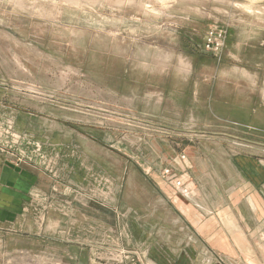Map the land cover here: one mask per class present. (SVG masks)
<instances>
[{"label": "rangeland", "instance_id": "rangeland-1", "mask_svg": "<svg viewBox=\"0 0 264 264\" xmlns=\"http://www.w3.org/2000/svg\"><path fill=\"white\" fill-rule=\"evenodd\" d=\"M212 26L227 30L220 54L202 47ZM229 79L242 94L256 81L264 114V0H0V154L17 171L31 165L45 173L54 164L36 167L33 152L48 155L25 113L37 125L49 120L54 144L63 141L60 129L99 128L109 175L144 134L153 146L157 137L184 141L192 127L208 131L213 145L264 150V134L252 125L205 120L204 101L195 108L202 120L189 124L195 84L206 96L215 81L224 96L234 91ZM108 174L68 193L56 183L32 194L11 184V198L1 177L0 264H126L124 216L121 224L91 201L108 192L109 181H100Z\"/></svg>", "mask_w": 264, "mask_h": 264}, {"label": "crops", "instance_id": "crops-1", "mask_svg": "<svg viewBox=\"0 0 264 264\" xmlns=\"http://www.w3.org/2000/svg\"><path fill=\"white\" fill-rule=\"evenodd\" d=\"M202 47L207 52L204 41ZM246 76L255 79L254 75ZM228 83L230 87L234 85V91L224 96L219 94L215 81L208 84L210 92L206 96H201V84H195L189 92L192 107L187 118L189 124L197 125L202 120L195 108L204 101L205 120L248 123L263 135V100L261 94H256L257 82H249L244 94L232 79ZM242 97L250 101L241 100ZM23 116L29 121L31 135L43 144L48 155L33 152L36 167L44 169L41 161L51 160L54 164L46 166L49 169L45 173L32 170L31 165L17 171L0 154L5 197L11 198L13 194L11 184L19 187V192L29 187L32 194L39 193L45 183H56L67 186L68 193L70 186L80 188L95 181L97 174H108L102 168L99 128H93L92 135L84 128L60 129L65 132L63 141L54 144L57 132L50 128L48 119L37 125L34 116L27 113ZM174 126L177 128V122ZM185 131L190 134L184 144L176 134L173 138H153L157 144L149 146L153 136L144 134L136 147L126 145L124 153L128 158L122 161L115 158L119 164L113 163L110 175H103L100 180L109 181L108 192L100 200L91 201L109 209L119 223L120 215L124 216V248L141 264H264V150L235 152L228 145L210 143L208 131L192 127ZM182 153L186 154L184 161L180 159ZM169 165L186 182L189 196L181 194L163 176L162 170Z\"/></svg>", "mask_w": 264, "mask_h": 264}, {"label": "built area", "instance_id": "built-area-1", "mask_svg": "<svg viewBox=\"0 0 264 264\" xmlns=\"http://www.w3.org/2000/svg\"><path fill=\"white\" fill-rule=\"evenodd\" d=\"M227 39V30L224 28H219L217 26H212L207 31L206 36L204 38V49L207 52H210L212 54H220L225 47ZM180 159L184 161L186 159V154L182 153L180 156ZM177 165L179 166V162H177ZM162 174L164 177H166L168 180H170L174 186L180 191L181 194L184 196L190 195V190L187 187L186 182L182 179V177L174 170V167L171 165L166 166L162 170ZM121 252L125 254L124 261L128 264H141L133 255L132 252L123 249Z\"/></svg>", "mask_w": 264, "mask_h": 264}, {"label": "bare ground", "instance_id": "bare-ground-1", "mask_svg": "<svg viewBox=\"0 0 264 264\" xmlns=\"http://www.w3.org/2000/svg\"><path fill=\"white\" fill-rule=\"evenodd\" d=\"M180 61H181L182 66L184 67L187 66L189 68L188 63L185 60L181 59Z\"/></svg>", "mask_w": 264, "mask_h": 264}]
</instances>
